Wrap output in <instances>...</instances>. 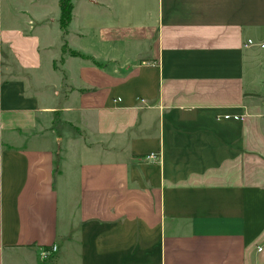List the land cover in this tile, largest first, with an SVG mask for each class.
I'll return each instance as SVG.
<instances>
[{"label": "crops", "instance_id": "1", "mask_svg": "<svg viewBox=\"0 0 264 264\" xmlns=\"http://www.w3.org/2000/svg\"><path fill=\"white\" fill-rule=\"evenodd\" d=\"M60 2L0 0V264H264V0Z\"/></svg>", "mask_w": 264, "mask_h": 264}, {"label": "trees", "instance_id": "2", "mask_svg": "<svg viewBox=\"0 0 264 264\" xmlns=\"http://www.w3.org/2000/svg\"><path fill=\"white\" fill-rule=\"evenodd\" d=\"M60 8H61L60 25H61L62 29L67 30V28H68V26L72 20V11H73L72 0H61ZM71 55L77 56V57H84L85 59H89L86 56H83V55L76 53V52H71Z\"/></svg>", "mask_w": 264, "mask_h": 264}, {"label": "built area", "instance_id": "3", "mask_svg": "<svg viewBox=\"0 0 264 264\" xmlns=\"http://www.w3.org/2000/svg\"><path fill=\"white\" fill-rule=\"evenodd\" d=\"M248 44L249 45H253V42L251 40L248 41ZM261 47L264 48V44L261 45ZM225 118L229 119V118H234L236 120H239V119H242V116H230V115H227L225 116ZM149 160H152V161H157L159 160V156L156 155V154H151L149 157H148ZM262 249V248H260ZM58 248L56 246H53L51 248H42L41 251H40V256L43 260H46L48 259L50 256H52L53 254H55L57 252Z\"/></svg>", "mask_w": 264, "mask_h": 264}, {"label": "rangeland", "instance_id": "4", "mask_svg": "<svg viewBox=\"0 0 264 264\" xmlns=\"http://www.w3.org/2000/svg\"><path fill=\"white\" fill-rule=\"evenodd\" d=\"M89 40H90V38H86V39H84V40H82L83 42H86V43H88L89 44ZM261 48H263V47H261ZM65 52V51H64ZM66 54L68 53L69 54V51H66L65 52ZM70 54H71V52H70ZM261 57V58H260ZM259 58V60H258V62L259 63H261V69L260 70H255V71H253V74L254 75H261V77L262 78H260L261 80H264V57H262V56H260Z\"/></svg>", "mask_w": 264, "mask_h": 264}]
</instances>
